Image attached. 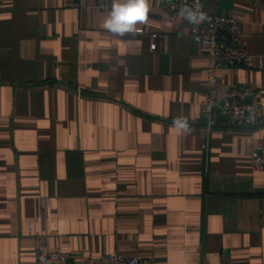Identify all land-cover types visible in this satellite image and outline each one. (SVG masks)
Wrapping results in <instances>:
<instances>
[{
    "label": "crops",
    "instance_id": "0c3cea01",
    "mask_svg": "<svg viewBox=\"0 0 264 264\" xmlns=\"http://www.w3.org/2000/svg\"><path fill=\"white\" fill-rule=\"evenodd\" d=\"M206 1L250 53L221 79L256 86L264 109V0ZM105 2L0 0V264H36L44 237L78 259L264 264V119L208 132L192 24L149 0L140 34L115 36Z\"/></svg>",
    "mask_w": 264,
    "mask_h": 264
},
{
    "label": "built area",
    "instance_id": "2783aa9c",
    "mask_svg": "<svg viewBox=\"0 0 264 264\" xmlns=\"http://www.w3.org/2000/svg\"><path fill=\"white\" fill-rule=\"evenodd\" d=\"M169 12L183 7L206 14L198 25L191 27L194 41L205 48L208 58L207 89L203 100V124L208 132L217 128H251L264 119L259 90L254 85H232L221 79L219 70L224 67L245 65L250 60L246 43L241 39L243 23L230 16L214 13L206 0H159ZM106 0L104 8L111 7ZM154 39L159 37L153 34ZM153 43V48L156 47ZM252 166L264 171V136L251 141ZM47 238L41 239L36 250V264H156L152 257L125 256L109 252L87 258H75L70 252L48 248Z\"/></svg>",
    "mask_w": 264,
    "mask_h": 264
},
{
    "label": "clouds",
    "instance_id": "9594fccd",
    "mask_svg": "<svg viewBox=\"0 0 264 264\" xmlns=\"http://www.w3.org/2000/svg\"><path fill=\"white\" fill-rule=\"evenodd\" d=\"M149 12V0H112L111 8L107 12L102 27L115 36L124 37L130 35L133 38L140 34L141 29L137 25L146 23ZM190 24L198 25L205 18L206 14L199 11L197 3L196 10L190 7H183L179 13ZM126 41V43H133ZM177 127L184 126L182 121H173Z\"/></svg>",
    "mask_w": 264,
    "mask_h": 264
}]
</instances>
